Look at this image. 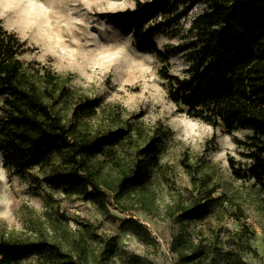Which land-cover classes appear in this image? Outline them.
<instances>
[{"label":"trees","instance_id":"trees-1","mask_svg":"<svg viewBox=\"0 0 264 264\" xmlns=\"http://www.w3.org/2000/svg\"><path fill=\"white\" fill-rule=\"evenodd\" d=\"M201 3L206 8L193 19L188 40L177 48L193 54L188 76L181 78L170 73L173 52L159 48L154 37ZM108 17L133 31L140 50L163 62L161 73L180 111L213 126L222 123L229 134L238 128L249 131L237 140L246 162L230 159V167L236 179L254 181L264 212V0H146ZM27 52L26 42L0 20V153L7 174L28 181L48 205L55 195L56 201L79 197L108 213V203L136 197L146 212L155 214L149 188L171 130L158 125L144 135L141 128L123 122L93 127L90 120L99 115L98 105H73L76 91L67 86L70 77L35 64L28 68L20 59ZM121 148L131 151L130 157H123ZM181 161L186 163L185 158ZM203 187L200 197L177 203L178 223L205 218L223 205L208 183ZM236 211L237 220L246 216L240 205ZM51 216L46 209L34 221L32 233H0V264L111 263L116 238L92 242L86 233L71 238L68 223L60 219L64 212L57 211L53 220ZM168 217H174L173 210ZM85 225L88 234L95 233L93 223ZM236 234L240 249H246L244 244L251 247L254 235L248 228L242 225ZM223 250L216 237L206 238L203 230L193 237L181 232L172 240L176 264H225Z\"/></svg>","mask_w":264,"mask_h":264},{"label":"rangeland","instance_id":"rangeland-1","mask_svg":"<svg viewBox=\"0 0 264 264\" xmlns=\"http://www.w3.org/2000/svg\"><path fill=\"white\" fill-rule=\"evenodd\" d=\"M138 1L146 0H102V6L95 0H0V20L6 30L26 42L29 52L20 59L28 68L35 64L70 77L67 86L76 91L73 105H98L99 115L90 120L93 127L123 122L141 128L144 135L158 125L171 130L161 168L154 171L149 188L155 214L146 212L136 197L108 203V213L79 197L56 201L59 195H55L48 205L44 194L34 193L28 181L7 174L0 153V233H32L34 221L49 209L51 220L57 218V211L64 212L60 219L68 223L71 238L81 233L92 242L116 238L110 264H176L174 236L182 232L193 237L199 230L208 239L216 237L227 252L226 259L220 256L225 264H264L262 193L252 186L253 180L236 179L230 167V159L246 162L237 140L249 131L238 128L229 134L222 123L213 126L180 111L161 73L163 62L140 50L133 31L108 17L135 8ZM205 8L203 3L196 5L179 24L154 37L159 48L173 52L169 60L172 75L188 76L193 54L177 48L188 40L193 19ZM120 154L130 157L131 151L121 148ZM204 173L206 181H201ZM203 182L215 190L214 197L223 199V205L205 218L178 223L177 203L200 197ZM237 205L246 214L240 220ZM169 210L174 217H168ZM88 222L94 224L95 233L86 232ZM242 225L254 235L251 247L244 244V250L236 234Z\"/></svg>","mask_w":264,"mask_h":264},{"label":"bare ground","instance_id":"bare-ground-1","mask_svg":"<svg viewBox=\"0 0 264 264\" xmlns=\"http://www.w3.org/2000/svg\"><path fill=\"white\" fill-rule=\"evenodd\" d=\"M95 1H98V5L100 4L101 6H102V4H104V3H102L101 1L102 0H95ZM28 18H30V17H28ZM27 23L29 24V21H27ZM28 26V25H27ZM41 28V27H40ZM41 30L44 32V33H46V31H48V30H45V28H41Z\"/></svg>","mask_w":264,"mask_h":264}]
</instances>
